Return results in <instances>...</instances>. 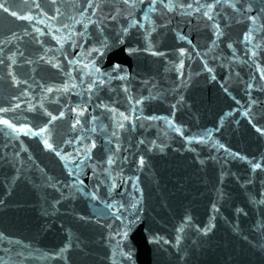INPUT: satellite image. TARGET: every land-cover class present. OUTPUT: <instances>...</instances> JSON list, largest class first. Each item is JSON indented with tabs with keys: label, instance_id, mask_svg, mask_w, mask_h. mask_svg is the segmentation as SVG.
<instances>
[{
	"label": "water",
	"instance_id": "obj_1",
	"mask_svg": "<svg viewBox=\"0 0 264 264\" xmlns=\"http://www.w3.org/2000/svg\"><path fill=\"white\" fill-rule=\"evenodd\" d=\"M6 2L23 11V0ZM39 2L48 17L32 9L31 22L0 9V38L21 37L0 58L18 47L12 71L27 81L14 85L0 65V107L10 109L0 118L26 126L0 124V264H264V170L251 168L264 166V0L237 5H252L255 25L223 0L212 20L194 10L211 0H172L193 5L172 11L156 0L154 12L152 0H93L87 11V0ZM44 86L53 92L41 108ZM45 109L65 116L47 124Z\"/></svg>",
	"mask_w": 264,
	"mask_h": 264
},
{
	"label": "snow or ice",
	"instance_id": "obj_2",
	"mask_svg": "<svg viewBox=\"0 0 264 264\" xmlns=\"http://www.w3.org/2000/svg\"><path fill=\"white\" fill-rule=\"evenodd\" d=\"M123 3L125 5H129V0H123ZM238 3H240V0H223V4L224 5H227L228 7H230L234 12L236 13H240L244 19L248 20V21H251V23L253 25L256 24L257 22V17L256 16H253V15H249L248 13H250L252 11V5L250 3H245L243 4L241 7H238ZM160 4L162 6V8L164 9H167L168 11H172L174 7H179V8H188V9H192L193 8V5L192 4H184V3H180L178 5H174L172 0H160ZM221 4V0H211V2L209 3H206V4H200V3H197L196 7H195V11L196 12H200L201 9H204L203 10V13L202 15L204 17H207L209 20H212L213 19V16L210 15V13L213 11V8L215 5H219ZM135 5V0H133V4L132 5H129L130 7L131 6H134ZM156 0H152V2L149 4L148 6V10L149 11H156ZM50 7H55V0H52L51 2V5H49ZM17 6H8L7 5V2L6 0H0V9H2L5 13H9L11 16L13 17H16L17 19L19 20H26V21H33L34 17L33 15L31 14V10L32 9H39L41 11V13L45 16V17H48V14L47 12L44 11V9L42 8L41 6V3L39 2V0H23V4H22V7H23V11H18V10H10V9H15ZM94 7H98V5H93V0H87V5L84 9V11H87V9H90V8H94ZM56 12L59 13V8H55ZM95 14V12H93V15ZM191 13H189L190 15ZM80 16H81V19L84 20V19H87V23L84 24V27L87 28V24L88 23H92V20L91 19H88L84 16V13L81 12L80 13ZM144 19L147 20L148 19V13L145 12L144 14ZM39 23H45L44 20H39L38 21ZM77 23H79L80 21H76ZM137 22L135 20L132 21V24H136ZM49 27V30H51V25L48 26ZM65 28H67V25L64 26ZM140 27H144L143 24H140ZM213 27L215 28V35L217 37H220L223 35V33L220 31V25L219 24H214ZM125 31H127V29H125ZM251 31L252 29L250 28L248 30V32H246L243 36V39L245 41H248L249 43H251ZM35 32L40 34V35H43V32L40 28H35ZM24 36H28L30 35V33L25 30L24 33H23ZM66 37H64L63 35H59V36H55L54 39H56L57 43L58 44H62L63 43V40L65 39ZM21 37L17 36V34L15 32L11 33L10 35L8 36H5L3 38H0V54H4L6 49L8 48V45L12 43L13 40H20ZM33 39L36 40L37 43H41L40 40L36 39L35 37H33ZM181 39H186V37H181ZM189 43H191V41H189ZM213 44H215V40L212 41ZM229 48H232L233 45L231 43H229L227 45ZM255 47H259V45H256ZM255 47L250 49V54L251 56H255L256 55V51H255ZM180 53L181 55L184 54L185 50L183 48H181L180 50ZM8 52L9 54L5 55L3 58H0V65H5V67L8 69V75L10 76L12 82L14 85H21V84H27V81L26 80H22V79H18V77L13 73L12 71V67L13 65H16L17 64V55L19 54L20 56H23V53L22 52H19V48L17 47V50L16 51H11L10 49H8ZM158 53H153V55H157ZM41 59H43V57H41ZM7 60L8 63H5V61ZM27 63H31V61H26ZM73 61H70V63H72ZM49 63H52L51 61H49ZM53 67H59L58 64L56 63H53L52 64ZM87 67V65L85 66ZM180 68L183 67V60L180 61V65H179ZM258 69H259V66H257ZM205 68H207V70L209 72L212 71L211 68H208L207 64H205ZM94 72H98L99 69H93ZM260 78L261 79H264V70H260ZM93 83L94 81H90L89 84H88V90L89 92H91V89L93 87ZM101 83H103V81H101ZM71 86L74 88L76 87L75 83L73 82L71 84ZM248 87L251 88L252 87V84H248ZM64 90L67 91L68 90V85L65 84L64 86ZM28 91L29 89H21L20 93L18 95H13L11 97V100L12 101H20V98L21 97H26L27 94H28ZM53 92V87L51 86H44L43 87V92H42V95L40 97V100H41V104H40V107L43 108L44 105H43V100L45 99V96L43 95V93H51ZM27 104H28V107L29 108H32L34 107V105L32 104V101L31 100H27L25 101ZM140 101H137V103H139ZM11 107H14V108H19L20 107V103L17 102V103H14L11 105ZM175 107V106H173ZM10 109L9 108H5V107H0V112H7L9 111ZM72 112H77V108H72L71 109ZM45 114L50 118L47 122V124H50L52 121H55L57 120L58 118H63L65 116V112L63 110L59 111L58 115H54L52 112L50 111H47V109H45ZM79 115H83V109L80 110V112L78 113ZM245 115H248L247 112L244 113ZM119 115L127 120L129 119L128 116H126L123 112L119 113ZM96 117H92V120H95ZM149 119H154V117H149ZM0 124H3V125H6L8 128H11L15 131H24V128L26 127L25 125H22L20 127H18L16 124L14 123H11L8 119H3V118H0ZM47 124H45V126L43 127H40L38 131L36 132H33L31 128L28 129L29 133L33 134V135H41L45 132L48 131V127H47ZM81 124V121L76 118L74 119V121L72 122V125H71V128L72 129H75L77 125H80ZM117 127L119 128H123L124 127V124L122 123H118L116 125ZM254 127H256L254 125ZM177 133H181V129L179 127H176L174 129ZM256 130L258 132H261L262 134H264V129H261L259 127L256 128ZM91 131L95 132L96 131V128L93 127L91 129ZM113 136H116L117 133L114 131L112 133ZM76 140H80L82 139V137H76L75 138ZM42 140H43V144H44V147L47 148V149H51V150H54L56 151V155L57 156H61V153L60 151L56 150L53 148V144L49 142V139L46 138V137H43L42 136ZM73 141L72 140H69V139H65L63 141V143L65 144H71ZM140 143H143V141H140ZM153 144H155V142H153ZM92 147H95V142L93 141L92 142ZM160 148L161 151H163V145H159L158 146ZM220 148H224V145L221 144L219 145ZM117 150H119V144H117ZM85 156H88V152L86 151L84 153ZM235 155H239V154H235ZM62 159H66V157H61ZM241 159H246V157H240ZM106 163L108 165H112L114 163V160L112 158V156H108L107 157V160H106ZM138 163L143 166L144 163H145V160H144V157L141 156L139 157V160H138ZM79 167V165L77 166ZM251 168L253 171L255 170H258V169H262L264 170V166H262L261 163L257 162V163H251ZM78 179V178H77ZM79 183H82V181H78ZM114 186V185H113ZM93 196V198H95V194L92 193L91 194ZM0 203H3L2 201H0ZM107 207L111 208L113 207V205H107ZM133 207H135V205H133ZM215 207V206H214ZM237 212H240L242 211L241 209H237L236 210ZM210 230V228L208 227H205L203 229L204 233L207 234V232ZM3 237V234L0 233V238ZM179 240H180V237L177 236L176 237V242L179 243ZM65 251V249H60V252L63 253Z\"/></svg>",
	"mask_w": 264,
	"mask_h": 264
}]
</instances>
